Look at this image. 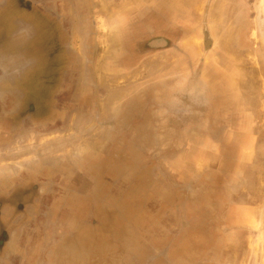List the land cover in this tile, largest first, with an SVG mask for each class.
Masks as SVG:
<instances>
[{"label": "rangeland", "instance_id": "374dc122", "mask_svg": "<svg viewBox=\"0 0 264 264\" xmlns=\"http://www.w3.org/2000/svg\"><path fill=\"white\" fill-rule=\"evenodd\" d=\"M65 2L74 84L0 117V264H264V0Z\"/></svg>", "mask_w": 264, "mask_h": 264}, {"label": "flooded vegetation", "instance_id": "af4514ba", "mask_svg": "<svg viewBox=\"0 0 264 264\" xmlns=\"http://www.w3.org/2000/svg\"><path fill=\"white\" fill-rule=\"evenodd\" d=\"M17 1L18 13L24 19L30 18L31 96L40 100L43 106H56L55 98L51 104L50 95L55 96L67 90V86H72L74 84L72 80L76 79V54L70 48L69 30L71 26L68 17L69 6L73 1L70 5L65 0ZM26 42L27 40L24 41ZM21 47L19 49L15 47L16 52L13 51L14 58L11 60L18 59L17 64L22 70L25 63L22 62L20 56L26 54V51H22ZM4 64L8 68L11 62L5 58ZM21 70L19 69V73ZM11 72L9 69L8 73ZM18 193L20 194L21 191Z\"/></svg>", "mask_w": 264, "mask_h": 264}, {"label": "crops", "instance_id": "0c3cea01", "mask_svg": "<svg viewBox=\"0 0 264 264\" xmlns=\"http://www.w3.org/2000/svg\"><path fill=\"white\" fill-rule=\"evenodd\" d=\"M18 1L17 0H0V117L2 116L3 106H17V108H14L15 112L17 114V121L18 123L15 124L17 128L25 127L30 125V116L31 120L39 119L40 117L35 116V112L39 110H44L43 106H38V108H34L31 110L29 108V111L31 110V114L26 118H19L18 115L19 111L24 109L25 106H30V102L27 103V94L29 95L28 91L31 94L30 91V18L24 19L18 11ZM8 12V13H7ZM6 13V14H5ZM8 15V17L11 16V24H15V30L13 32H10L9 24L6 23V27H2V25L7 22V18L2 15ZM21 23V24H20ZM10 41V43L7 45L5 44L4 40ZM29 36V37H27ZM27 37V39H25ZM27 40L26 43L24 41ZM22 46V47H21ZM15 47L19 49L21 47L22 51H26V54H22V60L23 68H19L18 66V59L11 60L14 58L13 51H15ZM17 49V51H19ZM20 50V51H21ZM10 51V52H5ZM5 58H8L11 62V65L7 66L4 64ZM12 71L11 73H8V70ZM19 69L21 70L19 73ZM31 96V95H30ZM54 108L55 110L58 109L57 106H45V110H52ZM60 106V110H61ZM35 111V112H34ZM15 119V118H14ZM13 119V120H14ZM36 121V120H35ZM31 143V142H30ZM32 157H35L34 154H30V159H33ZM38 159V158H37ZM35 164V163H34ZM34 171L32 173L33 175L38 174V172ZM40 174V173H39ZM55 201H58L55 200ZM67 203L68 200H67ZM59 206H69L70 204H63L56 203Z\"/></svg>", "mask_w": 264, "mask_h": 264}, {"label": "water", "instance_id": "95a60500", "mask_svg": "<svg viewBox=\"0 0 264 264\" xmlns=\"http://www.w3.org/2000/svg\"><path fill=\"white\" fill-rule=\"evenodd\" d=\"M156 42V41H155ZM156 44H163V41L161 42V40L160 41H157V43Z\"/></svg>", "mask_w": 264, "mask_h": 264}]
</instances>
